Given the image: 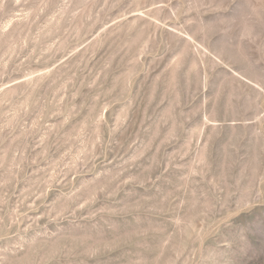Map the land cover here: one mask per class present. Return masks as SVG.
<instances>
[{
    "label": "rangeland",
    "instance_id": "rangeland-1",
    "mask_svg": "<svg viewBox=\"0 0 264 264\" xmlns=\"http://www.w3.org/2000/svg\"><path fill=\"white\" fill-rule=\"evenodd\" d=\"M0 264H264V0H0Z\"/></svg>",
    "mask_w": 264,
    "mask_h": 264
}]
</instances>
